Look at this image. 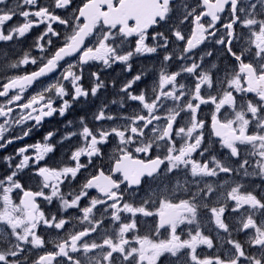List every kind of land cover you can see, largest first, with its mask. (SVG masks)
Listing matches in <instances>:
<instances>
[{"label":"snow or ice","instance_id":"obj_1","mask_svg":"<svg viewBox=\"0 0 264 264\" xmlns=\"http://www.w3.org/2000/svg\"><path fill=\"white\" fill-rule=\"evenodd\" d=\"M72 3L53 0L52 7L68 9ZM0 5V42L17 40L34 27L46 26L34 44L41 53L39 60L26 51L6 65L7 69L38 65L37 69L0 77V97L4 98L0 102L4 118L0 149L29 136L46 117L65 116L81 97L96 96L104 87L97 73L91 74L96 84L90 90L81 83L83 66L89 62L108 67L122 63L130 70L134 55L165 52L150 88L132 91L142 79L137 74L120 89L127 101L138 102V110L114 116L106 115L105 106L94 116L96 121L119 119L123 123L93 130L81 118V130L62 138L80 136L83 141L71 152V166H41L54 151L51 131L44 143L19 147L3 158L9 171L0 178V264H162L165 256L172 264H264V188L245 183L252 176L264 180V0H183L179 4L177 0H81L71 19L56 15L39 0H17L11 6L8 0H0ZM14 17L23 22L9 27ZM162 23L168 25L170 36L155 32L150 37L149 30ZM53 24L70 29L54 52L50 36L60 33ZM90 38L91 45L85 46ZM130 38L135 39V47L126 50ZM209 40L222 46L233 61L222 75L216 64L205 67V56L211 57V51L195 54ZM170 44L179 48L178 54L168 50ZM174 60L184 63L178 71H169L167 65ZM57 72L55 80L40 83ZM185 76L190 83L181 82ZM38 83L37 90L26 95ZM120 103L123 108L124 100ZM207 105L212 106L210 135L228 150L229 158H237L235 167L211 154L208 159L194 158V154L210 153L204 146L208 124L198 115ZM184 116L187 120L181 124ZM30 121L35 123L29 127ZM21 125L20 134L11 135ZM110 138H115L116 146L107 171L97 167L79 188L63 192L62 186L75 181L94 158H103L102 149ZM242 146L248 149L243 158ZM154 149L158 154L153 157ZM30 150H34L31 155ZM85 156L88 163L82 164ZM16 157L19 162L13 164ZM29 167L39 181L36 190L20 182L18 174ZM221 174L227 179L219 181ZM161 175L176 177L174 187L164 190L168 194L149 193L137 201L143 182ZM211 178L217 182H210ZM89 190L97 195L90 196ZM177 193L185 198H178ZM38 199L49 204L55 199L63 211L78 209L81 227L68 229L71 218L46 215ZM83 199L88 203L81 208ZM229 207L236 217L233 227L225 222ZM201 212L205 223L226 234L225 252L198 253L202 245L214 247L213 239L201 230ZM140 217L153 218L154 229L140 234ZM41 225L64 235L58 231L48 241L38 233ZM181 225L189 226L186 239L177 234ZM162 229L168 232L167 238H159ZM233 232L243 233L245 241L233 239Z\"/></svg>","mask_w":264,"mask_h":264},{"label":"flooded vegetation","instance_id":"obj_2","mask_svg":"<svg viewBox=\"0 0 264 264\" xmlns=\"http://www.w3.org/2000/svg\"><path fill=\"white\" fill-rule=\"evenodd\" d=\"M17 0H8L9 5H15ZM183 0H177V3H182ZM191 3L192 0H189ZM40 5L49 6L56 15L61 16L62 18L71 19L73 11L81 6V0H73L72 6L68 9H54L53 0H39ZM0 7H3L0 5ZM23 20L20 17H14L13 21L9 22L8 26L10 27L13 24L22 23ZM53 28L55 31L60 33L59 37L50 36L52 40V45L50 46V51H53L62 46L65 37L70 34V29L64 25L53 24ZM46 30V26L41 24L39 27H34L30 30L25 37L18 38L17 40L11 42H0V77L4 75H12L17 73H23L25 70L28 72L34 71L37 69L38 65H28L21 66L17 69H7L6 65L10 63H14L20 56L23 55L24 52L28 51L33 57H36L39 60L41 53L38 49L34 47L35 40L41 33ZM155 32H164L165 35H169L168 25L160 24L154 26L149 30V36ZM47 39V38H46ZM92 43V38L86 40L85 46H90ZM148 43L152 45L154 42L149 39ZM135 47V39L130 38L129 43L126 45V50H132ZM169 51L175 50L176 53H179V48L175 44L169 45ZM211 51L213 55L211 57L205 56L204 64L205 67H210L212 64H216L220 69V75L223 74V70L225 68H231L233 61L226 54L224 48L218 44H215L213 41L209 40L202 44L199 49L196 51V55L199 56L203 53ZM165 55L164 50L158 49L156 53H145V54H137L134 55L129 63L131 64V69L128 70L127 65L122 63L112 64L111 67L105 66L102 62L92 61L83 66V79L82 86L85 89H89L96 84V80L92 77V73H97L101 81H103L104 87H101L96 96L89 95L87 98L81 97L77 102L73 103L72 107L66 112L65 116L61 117L58 113L54 114L52 117H46L42 124L36 128H33L31 134L25 137L22 140H15L14 143L7 145L4 149H0V178L5 176L9 171L8 164L4 161L5 156H12L16 149L19 147H23L25 145H32L37 142L44 143V137L48 132H54V137L50 138V143L54 146V151L45 156L44 160L41 161V166H52V167H60L64 165L71 166L74 162H70L71 152L75 150L76 147L82 146L83 141L80 136H74L70 139H62L67 133L71 131H80L81 118H84V122L93 130H98L102 128H110L112 126L119 125L123 123L122 120H103L96 121L94 116L98 114L101 108L106 106V115H114V116H124L131 115L136 110L139 109L138 102L127 101L124 97V94L120 91L125 83L129 80H132L134 76L137 74H142V79L137 81L132 86V91L135 93H139L142 89L146 87L150 88L153 81L157 78L159 69L161 67V62L163 60V56ZM69 62H74L73 58H69ZM64 62H62L63 64ZM184 62L173 61L170 65H167L169 71H178L180 66ZM59 76V72L55 74H50L49 77L43 78L40 83H47L50 80H55V78ZM181 82L190 83V78L187 76L181 78ZM39 87V83L34 85L33 88L29 89L26 95L30 96L33 94L37 88ZM248 98H252V94H248ZM4 98L0 97V102H2ZM124 100V107H121V101ZM112 101H116V103H112ZM59 104V101H57ZM225 110H222V112ZM211 112L212 106H202L199 112V118L205 119L208 127L205 128V147L210 149V153L205 154L204 157H200L198 154H194L195 159H208L209 154L215 155L218 159H221L225 163H231L234 167L237 164V158H229V153L227 149H224L220 146L218 142V138L210 135V122H211ZM183 115V114H182ZM2 117H0V122H3ZM187 120V117L184 116L183 119L180 120V123L183 124ZM68 121H72V125L68 124ZM34 121L28 122V126L30 127L34 124ZM24 127L16 126L15 130L11 132V135H19L20 128ZM9 133H5V136H8ZM116 146L115 138H110L109 142L103 147L102 151L104 153L103 158H94L93 164L88 169H82L78 174L75 181L66 182L62 186V191L68 193L69 191L75 190L79 188L85 179L93 174L97 167L103 166L105 170L110 167L111 158L113 156V152ZM34 150H30L29 154L31 155ZM248 149L241 147V158L247 155ZM157 153V150H153L151 155L154 157ZM139 158L145 159L144 154H137ZM19 157H16L13 161V164L19 162ZM82 164L88 163V158L81 157ZM163 167V166H162ZM20 182L25 185L27 188H32L36 190V187L39 183L38 179L33 175V168L29 167L24 169L19 174ZM180 175V174H177ZM227 179L224 174H221L219 177V181H223ZM175 176H164L161 175L156 180L146 179L142 186L139 188V195L136 196V200L139 201L142 198H145L149 193H156L157 196L161 194H168L164 192L165 189H171L175 185ZM210 182L214 184L217 182V178H211ZM245 183L255 187L257 185L264 188V180H261L259 177H247L245 178ZM222 192L223 189H220ZM90 196L97 195L95 190H89ZM13 196V199H16V196ZM178 198H185L180 193L176 194ZM155 198V197H154ZM216 197H213V201H215ZM38 203L41 206V209L45 212L46 215L55 214L57 219L60 218H71L72 223L67 225L68 229H72L73 225L79 229L81 226L78 223V218L80 217V212L76 208H70L67 211H63L60 208L59 202L57 200H53L51 204L47 203L43 199H38ZM88 203L87 199H83L80 202V207L86 206ZM227 217L226 223H229L230 227L234 226L235 223V215L231 213L230 207L229 211L225 213ZM201 222L204 223V227L201 229L205 235H209L211 239H213L214 247L213 249H208L206 246H200L198 248V253L201 256L206 255H214L220 254L226 251L227 246L225 244V240L227 236L223 231L217 232L213 229L211 224L205 223V213H200ZM139 229L140 234H145L150 230L154 229L155 220L153 218L140 217ZM189 230V226L181 225L177 229V234L181 235L182 239L187 238V232ZM59 230L49 229L40 226L38 229V233L45 237L46 240L51 241L53 238L57 236ZM59 235L63 236L64 232L59 231ZM168 232L165 230H161L160 239L167 238ZM232 238L240 241H245L246 237L243 233L237 234L236 232L232 233ZM48 249L51 250L52 245L48 244ZM37 253H33L35 256ZM162 264H172L167 256L161 258Z\"/></svg>","mask_w":264,"mask_h":264}]
</instances>
